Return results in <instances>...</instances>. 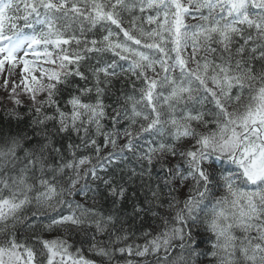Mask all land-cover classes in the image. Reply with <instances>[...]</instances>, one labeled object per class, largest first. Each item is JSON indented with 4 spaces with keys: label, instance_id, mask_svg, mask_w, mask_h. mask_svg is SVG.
I'll list each match as a JSON object with an SVG mask.
<instances>
[{
    "label": "trees",
    "instance_id": "trees-1",
    "mask_svg": "<svg viewBox=\"0 0 264 264\" xmlns=\"http://www.w3.org/2000/svg\"><path fill=\"white\" fill-rule=\"evenodd\" d=\"M180 1L194 16L176 38L166 4L26 1L55 16L46 40H63L62 59L37 109L0 106V250L33 264L52 251L63 259L49 264H264V188L210 161L203 181L194 165L262 104L264 12L233 23Z\"/></svg>",
    "mask_w": 264,
    "mask_h": 264
},
{
    "label": "rangeland",
    "instance_id": "rangeland-1",
    "mask_svg": "<svg viewBox=\"0 0 264 264\" xmlns=\"http://www.w3.org/2000/svg\"><path fill=\"white\" fill-rule=\"evenodd\" d=\"M247 1L248 0H224V2L228 3L230 7L233 8L228 14L241 17L240 20L246 18L244 15L248 13L244 10ZM257 1L260 6L259 8L254 6V10H264L263 8H260L261 6H264V0ZM165 4V8L168 7L169 11L174 13V26L179 23L183 26L188 19L193 20L191 16L194 15H190V8L185 6L180 0H166ZM163 21L164 24L169 23L167 14L163 16ZM183 31L184 30L180 29V41L183 37ZM174 32V38H176L178 34V26H176ZM122 38H125L123 32ZM135 43H137V41H130L131 45H135ZM55 44H58V42L50 41L52 51L57 49L54 48ZM18 55H16V60L15 58L6 55L1 56L6 60L0 61V106L3 103L11 107L12 104H14V101L11 100L12 97L20 96L22 101H18L19 104H26L31 106V108L37 109L36 106L47 97L56 81L60 69L59 61L62 57L58 56L55 58L48 53L47 55H42L39 60L35 61L34 65L28 67L19 65V60L22 63L27 61ZM261 96V106L258 104L254 109L247 128L237 134L235 141L236 145L234 150H232L235 155V166L237 165L240 168L241 173H239L241 174V179L244 181L246 180V182H256L264 175V92H262ZM75 118L77 117L74 116V119ZM243 133L244 135L241 136ZM83 165L84 163L80 165V162H78L77 168L81 170ZM74 168H76V166ZM262 188H264V181H262ZM2 207L3 206H0V212H2L0 219L6 214V211H4ZM223 227H225V224H222L219 230ZM121 252H125L126 255H129V253L133 254L131 248H124ZM144 253L143 250L139 251V255H144ZM50 256V262H53L51 258H57L56 252L54 251H52ZM60 260L61 259L58 261ZM0 264H33V262L28 254H20L13 249H6L0 250ZM108 264L115 263L109 261ZM138 264L150 263L141 261Z\"/></svg>",
    "mask_w": 264,
    "mask_h": 264
},
{
    "label": "bare ground",
    "instance_id": "bare-ground-1",
    "mask_svg": "<svg viewBox=\"0 0 264 264\" xmlns=\"http://www.w3.org/2000/svg\"><path fill=\"white\" fill-rule=\"evenodd\" d=\"M44 30L47 31V32H51V33L55 32V30H48V28H45ZM48 96H49V94L47 95V97H48ZM47 97H46V98H47ZM46 98H44L42 101H44ZM11 100H13V101H14V104H16V103H18V101H19V97H12ZM42 101H41V102H42ZM41 102H40V103H41ZM40 103H39V104H40ZM12 105H13V104H12ZM90 172H92V170H91ZM51 256H52V255H51ZM51 256H49V258H50ZM56 257H57V258H54V259H63V256H61V254H57V253H56ZM30 258H31V257H30ZM51 259H53V258H51Z\"/></svg>",
    "mask_w": 264,
    "mask_h": 264
}]
</instances>
